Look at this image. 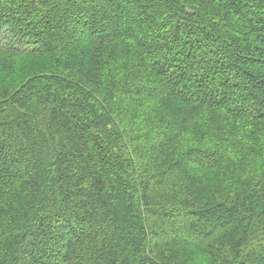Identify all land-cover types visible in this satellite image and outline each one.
I'll return each mask as SVG.
<instances>
[{
	"label": "trees",
	"instance_id": "16d2710c",
	"mask_svg": "<svg viewBox=\"0 0 264 264\" xmlns=\"http://www.w3.org/2000/svg\"><path fill=\"white\" fill-rule=\"evenodd\" d=\"M0 264H264V0H0Z\"/></svg>",
	"mask_w": 264,
	"mask_h": 264
},
{
	"label": "rangeland",
	"instance_id": "374dc122",
	"mask_svg": "<svg viewBox=\"0 0 264 264\" xmlns=\"http://www.w3.org/2000/svg\"><path fill=\"white\" fill-rule=\"evenodd\" d=\"M18 59H11V66L17 61ZM38 60V59H37Z\"/></svg>",
	"mask_w": 264,
	"mask_h": 264
}]
</instances>
